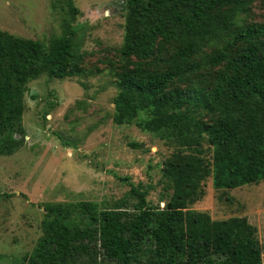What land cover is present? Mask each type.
Instances as JSON below:
<instances>
[{"label": "trees", "instance_id": "trees-1", "mask_svg": "<svg viewBox=\"0 0 264 264\" xmlns=\"http://www.w3.org/2000/svg\"><path fill=\"white\" fill-rule=\"evenodd\" d=\"M62 1V0H56ZM47 43L0 29V156L24 144L29 81L80 76L73 36L78 8ZM257 0H123L124 34L114 78L113 121L156 134L172 148L163 206L100 208L90 200L44 202L42 234L19 264H262L246 216L212 219L188 208L212 179L217 189L264 181V19ZM100 72L99 69L96 73Z\"/></svg>", "mask_w": 264, "mask_h": 264}, {"label": "rangeland", "instance_id": "rangeland-1", "mask_svg": "<svg viewBox=\"0 0 264 264\" xmlns=\"http://www.w3.org/2000/svg\"><path fill=\"white\" fill-rule=\"evenodd\" d=\"M80 76L29 81L23 91L24 144L0 156V264H19L42 234L44 202L90 200L100 208H132L145 201L163 206L172 190L163 163L172 151L166 141L131 123L113 121L116 86L109 75L119 61L125 17L123 0H71ZM64 0H0V29L47 43L62 28ZM250 18L264 19V0L251 5ZM99 69L100 72L96 73ZM203 195L188 208L212 219L246 216L256 226L264 264V181L217 189L209 177Z\"/></svg>", "mask_w": 264, "mask_h": 264}]
</instances>
